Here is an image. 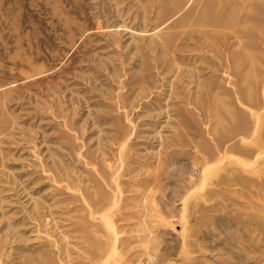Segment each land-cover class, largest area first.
<instances>
[{"label": "rangeland", "instance_id": "obj_1", "mask_svg": "<svg viewBox=\"0 0 264 264\" xmlns=\"http://www.w3.org/2000/svg\"><path fill=\"white\" fill-rule=\"evenodd\" d=\"M0 264H264V0H0Z\"/></svg>", "mask_w": 264, "mask_h": 264}, {"label": "bare ground", "instance_id": "obj_2", "mask_svg": "<svg viewBox=\"0 0 264 264\" xmlns=\"http://www.w3.org/2000/svg\"><path fill=\"white\" fill-rule=\"evenodd\" d=\"M212 24H214V23H212Z\"/></svg>", "mask_w": 264, "mask_h": 264}]
</instances>
